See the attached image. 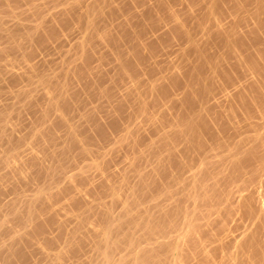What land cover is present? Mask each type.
I'll use <instances>...</instances> for the list:
<instances>
[{"label": "bare ground", "instance_id": "6f19581e", "mask_svg": "<svg viewBox=\"0 0 264 264\" xmlns=\"http://www.w3.org/2000/svg\"><path fill=\"white\" fill-rule=\"evenodd\" d=\"M58 1H63L64 7L47 18L43 10L50 1L0 0V10L16 15L13 9L21 5L35 18L32 23L16 22L11 27L3 26L0 20V62L7 53L21 49L29 58L35 53L31 47L35 36H58L62 33L59 22L76 18L89 29L88 38L75 45L80 58L76 76L84 79L82 89L89 91V96L105 97L112 109L106 118L99 117L94 107L83 112L87 134H77L79 125L71 122L74 130L69 140L60 143V135L51 128L69 123L66 109L72 107L77 89L56 88L37 62H26L24 71L4 68L12 78L32 83L37 76L53 86L46 92L49 104L38 117L51 122L40 132V148L13 166L14 171L27 179L28 168L32 167L35 175L64 178L65 187L76 190L77 177H90L83 167L78 174L66 173V161L77 158L76 146L80 155L91 158L95 150L90 143L95 145L112 136L121 126L128 104L133 103L135 111L148 117V97L154 102L164 99L168 106L154 123L147 148L138 150L139 155H152L151 168L141 170L132 161L123 170L122 184L109 174L99 183L102 189L114 190L110 203L119 202L121 210L115 213L108 203L97 204L96 219L86 236L90 235L89 247L95 251L90 264H264V0H187L185 9L174 7L177 0H159L157 6L136 7L117 28L102 30L99 26L106 24L111 0ZM158 5L167 8L168 19H163ZM248 8L251 12L242 15L239 22L236 17L224 22L226 17ZM189 17L204 29L205 44L192 40L183 48L185 61L173 74L164 76L161 83H152L146 93L138 92L136 86L121 90L117 82L99 86L107 70L90 65L98 42H111L114 68L130 75V70L135 71L144 60L145 49L150 50V57L157 52V42L161 49L159 41L147 36L149 31L165 23L170 41L190 39ZM227 53L233 55L232 62L226 61ZM3 73L0 64V77ZM205 78L210 81L205 82ZM31 91V87L23 86L16 92L28 95ZM7 105H0L2 132L8 130L1 123ZM52 109L57 111L56 120L51 118ZM132 135L130 132L119 138ZM55 145L56 149H50ZM129 169L135 170L134 180L126 179ZM58 193L37 196L38 201L48 199L45 204L49 215L29 206V219L34 222L30 230L0 238V264L37 263L32 247L37 245L44 251L55 240L44 235L41 242L39 234L57 221L52 210ZM170 195V203L161 200L153 207L143 206L144 199ZM19 198L0 201V235L9 231L11 219H19L21 207L17 201L26 204ZM83 252L76 230L64 255L80 260ZM55 257L61 261L63 255Z\"/></svg>", "mask_w": 264, "mask_h": 264}, {"label": "rangeland", "instance_id": "374dc122", "mask_svg": "<svg viewBox=\"0 0 264 264\" xmlns=\"http://www.w3.org/2000/svg\"><path fill=\"white\" fill-rule=\"evenodd\" d=\"M41 1H50L43 10L47 18H51L65 5L63 1L58 0ZM159 2V0H136V3H134L133 0H111L112 5L108 8L106 24L100 25L99 28L101 30L117 28V25L128 18L136 7L137 9H143L149 5L157 6ZM120 5L121 7H119ZM186 5L187 0L174 2L176 9H185ZM158 7L163 19H168L167 8L163 5H158ZM25 8V6L21 5L16 6L13 9V13L16 12V15L0 10L2 25L11 27L16 22L32 23L35 18ZM17 12L23 13L17 14ZM250 12L251 9L248 8L238 11L235 15H227L230 17H226L224 22L231 21L235 17L236 19L238 18L239 22V18L242 15H247ZM58 25L59 29H61L60 31H62L60 35H53L48 39L35 36L32 39L31 47L35 50V53L29 58L25 54V50L21 49L7 53L0 62L4 71L2 77H0V105L5 106L8 104L4 109V115L1 120V123L8 127V130L5 132L0 131V201L8 203L15 200L16 197H20L19 199L26 202L24 204L20 200L17 201V206L21 207L20 217L19 219H11L9 231L4 235H0V238L8 239L17 231L24 234L30 230L34 222L29 219V206L35 212L49 215L51 211L47 209L45 204L48 199L44 197V200L38 201L36 200L37 196L59 192L54 198L52 210L55 212L57 221L44 234H39L41 242L44 241V235L55 240L49 242L44 251L37 245L32 247L35 251L36 264H90V258L95 254V251L89 247L91 244L90 235L86 236L96 219L97 204L108 203L115 213L121 210L119 202L110 203L111 200H114V190L102 189L99 187V183L103 181L105 175L109 174L116 180V183L122 184L125 179V177H122L123 170L132 161H136L137 166L141 170H149L151 168L152 155H139L138 150L147 148V138L154 133V123L162 116L168 103L164 99L154 102L152 98L148 97L150 114L148 117L135 111L133 103L128 104L122 114V124L119 128L114 129L112 136L95 145L92 142L90 143V147L95 150L91 158L90 156L85 158L80 155L79 147L76 146L77 158L75 161H66V173L67 175L78 174L83 167L88 170L90 175L88 179L77 177L78 189L72 190L65 187L67 186V180L64 178L37 176L33 173L32 167L28 168V178L23 179L21 175L14 171L13 166L18 165L23 159L28 157L33 149L40 148L43 141L40 132L47 128L51 122L39 120L38 117L41 115L42 108L47 107L49 104L46 92L53 86L50 83H43L40 77L37 76L31 80L32 83L18 77L12 78L4 68H7L6 70L24 71L26 62H37L39 63V70L43 69L47 72L48 77L53 80L52 84H56V88H65L66 86L69 91L77 89V95H72L74 98L72 107L66 109L69 123L54 124L51 128L52 130L55 129L60 135V143H65L69 140L68 135L74 130L70 126L71 122L79 125L75 129L77 134L81 136L87 134V128L83 126L82 122L83 112L94 107L99 117L104 116L103 118H106L109 117V112L112 109L111 104L105 97L93 93L89 96V91L82 89L84 79L79 80L76 76L75 66L80 61V58L76 53L75 45L77 42L88 38L89 29L73 17L69 20H61ZM187 30L192 35L190 39L180 37L173 41L168 38V25L165 23H161L149 31L147 36L159 41L162 45L161 49L157 42V52L153 57H150V50L145 49L143 51L144 60L137 65L135 71L130 70V75L122 71L119 72L114 68L116 60L111 51V42H98L90 65L107 70L103 79L100 80L99 86H107L117 82L121 90L125 91L127 88L136 86L138 92L146 93L152 83H161L164 76L173 74L177 65L185 61L182 50L188 47L192 40H197L201 45L205 44L204 29L197 26L195 19L192 17L187 19ZM226 55L227 62L234 60L232 54L227 53ZM189 56L193 57L194 55L190 54ZM204 81L208 82L210 80L205 78ZM74 85L75 87H73ZM23 86L31 87L32 91L28 95L18 94L16 91ZM233 87L230 86V89ZM182 90L180 89L179 91ZM56 91L51 92L56 95ZM212 91H214V87ZM208 92L206 93L207 95ZM57 115V111L52 109L51 118L56 120L55 117ZM130 132H133L131 137L127 139L119 138L121 135H128ZM57 147L55 145L50 149L54 150ZM47 153L51 154L49 151ZM48 158L52 159V155H49ZM92 160L95 161L92 162ZM135 174L134 169H129L126 179L134 180ZM75 198L80 199L75 200ZM161 200L164 203H170L173 200V195L158 198V200L157 198L144 199L143 206L153 207ZM76 230L84 246V252L80 260L71 254L64 255L69 247L71 236ZM97 238L99 239L100 236L97 235ZM56 254L63 255L61 261L56 259ZM53 258H55V261ZM26 264L31 263L28 262Z\"/></svg>", "mask_w": 264, "mask_h": 264}]
</instances>
